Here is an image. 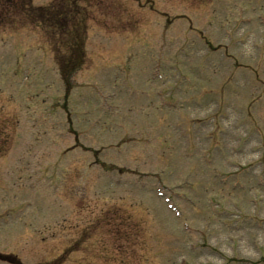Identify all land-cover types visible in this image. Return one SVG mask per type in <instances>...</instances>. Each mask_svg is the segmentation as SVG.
<instances>
[{
    "label": "rangeland",
    "instance_id": "1",
    "mask_svg": "<svg viewBox=\"0 0 264 264\" xmlns=\"http://www.w3.org/2000/svg\"><path fill=\"white\" fill-rule=\"evenodd\" d=\"M84 5L0 27V253L264 264V0Z\"/></svg>",
    "mask_w": 264,
    "mask_h": 264
},
{
    "label": "trees",
    "instance_id": "2",
    "mask_svg": "<svg viewBox=\"0 0 264 264\" xmlns=\"http://www.w3.org/2000/svg\"><path fill=\"white\" fill-rule=\"evenodd\" d=\"M70 2L71 3L69 4L67 1L65 3H59L56 1V3L51 6L35 7L31 3V0H0V27L4 25L8 26V24L10 25L12 22L20 23L22 25L23 23H30L34 26L42 25L44 27L49 25L50 28L54 29L61 27L62 32L66 34L65 38H68L72 33V28L74 30L81 29L78 28V26L75 27L78 23L77 21L80 19L79 12H77L80 8L78 7L76 0H71ZM79 32L81 35L77 39V42H80L77 46V51L82 52L83 34L81 31ZM77 35L75 36V39L77 38ZM68 41L69 38L66 39L67 44L69 43ZM77 47L75 46V48ZM67 62L68 63L65 66L66 72H75L80 66V63L72 56ZM64 78L67 79V76ZM6 259L19 263L11 256ZM60 261H57L58 263L55 261L50 264H60Z\"/></svg>",
    "mask_w": 264,
    "mask_h": 264
}]
</instances>
